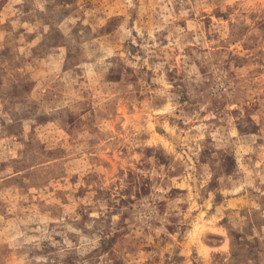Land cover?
<instances>
[{
  "label": "rangeland",
  "instance_id": "1",
  "mask_svg": "<svg viewBox=\"0 0 264 264\" xmlns=\"http://www.w3.org/2000/svg\"><path fill=\"white\" fill-rule=\"evenodd\" d=\"M0 264H264V0H0Z\"/></svg>",
  "mask_w": 264,
  "mask_h": 264
}]
</instances>
